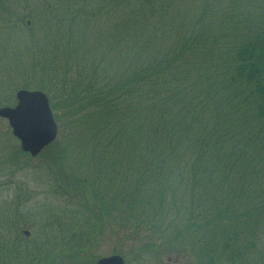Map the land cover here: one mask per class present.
Segmentation results:
<instances>
[{
	"label": "trees",
	"instance_id": "16d2710c",
	"mask_svg": "<svg viewBox=\"0 0 264 264\" xmlns=\"http://www.w3.org/2000/svg\"><path fill=\"white\" fill-rule=\"evenodd\" d=\"M106 1L117 4V23L104 22L100 30L85 0H61L56 46L43 63H34L40 76L33 83L49 94L60 127L66 117L71 136L74 125L86 128L77 167L61 164L70 143H57L58 170L48 173L54 191L79 197L95 217L92 198L102 220L116 210L118 224L133 228L139 242L146 228L150 242L139 248L141 259L167 255L166 245L193 242L205 264H247L248 245L239 242L238 227L248 224L247 232L253 231L264 219V197L256 193L264 171V0H168L179 7L181 33L175 39L167 26L165 40L172 38L157 55L149 49L158 34L149 35L140 21L145 3L153 12L164 3ZM187 10L197 12L192 24ZM97 38L105 42L100 50ZM113 67L115 84L108 74ZM113 148L117 159L109 156ZM172 178L186 182L190 202L186 192L178 196L184 211L173 214L177 225L164 229L139 217L138 209L172 211L177 203L169 204L166 191L176 196L182 185ZM34 259L77 264L47 252Z\"/></svg>",
	"mask_w": 264,
	"mask_h": 264
},
{
	"label": "rangeland",
	"instance_id": "374dc122",
	"mask_svg": "<svg viewBox=\"0 0 264 264\" xmlns=\"http://www.w3.org/2000/svg\"><path fill=\"white\" fill-rule=\"evenodd\" d=\"M153 1L160 5L163 2L165 8L153 12L150 5L147 6L145 3L146 10L140 24H144L145 29L150 30L149 35L158 34L154 37L156 38L154 47L149 49L152 55H157L166 52L165 43L172 38L171 36L165 40L167 26L174 32L175 39L180 37L178 34L181 33L179 28L181 14L176 9L179 7L172 1ZM60 3L61 0H0V107L16 105V92L25 88L23 85L26 82H30L27 88L37 89L33 81L40 75L34 63H43L42 60L51 54L50 49L56 46L57 28L54 19ZM85 3L87 15L96 12L93 18L97 19L100 30L104 22L107 27L117 23V4L106 0H85ZM186 12V20L192 24L197 12L193 10ZM91 22L93 24V20ZM95 29L99 31L98 25H95ZM104 43L102 39L97 38L96 47L100 50ZM40 53H43L41 57L38 56ZM114 64L116 67L117 59ZM115 67L108 73L111 84H115L117 80ZM65 111L66 109L61 110L60 113ZM63 118V127L61 128L59 124L57 139L33 158L20 153L19 140L13 135L8 121L0 118V264H27L28 261H32L31 264H41L34 259L39 252L41 254L47 252L53 259L58 257L67 262L74 258L77 264H95L99 258L114 254L123 256L126 264H205L202 251L197 250L201 249L200 245L195 244L197 248L193 247V242L185 247L166 245L167 255L152 254L149 260L141 259L138 254L139 248L150 242V238L147 237L149 231L146 228L141 229L142 239L139 242L133 228L118 224L116 210L112 215L105 214L102 220L99 215L100 204L93 202L92 198L90 204L95 208V217L85 210L79 197L72 194L64 195L60 189L59 193L54 191L55 182L48 173L50 169L58 170L56 156L60 150L58 149V153L54 155L56 147L65 143L67 139L70 143L68 157L61 164L67 168L77 167L79 165L77 149L82 142L81 134L86 129L77 125H74V128L71 126L74 129L71 136L70 126H66L69 119ZM87 133L90 135L88 130ZM115 152L117 153V150L114 148L110 149L109 156L117 159ZM93 167L90 166L92 170ZM163 169L165 170V166ZM115 181L117 182V179ZM172 182L176 186L182 184L180 188H174L176 196L175 193L166 191L165 199L169 204L177 203L175 208H171L172 211L138 209L139 217L142 215L164 229L170 223L176 224L172 219L173 214L179 215L178 211H184V207L178 204V196L183 195L188 189L182 179L173 181L172 178ZM257 183L259 186L256 193L264 197V171L258 174ZM189 202L190 193L186 192L185 203ZM112 205L114 209L117 208L115 202ZM169 207L167 205L165 209ZM76 210H80V213L73 216L72 211ZM247 227L248 224L238 227L239 242L248 245V251L245 252L249 260L247 264H264V219L253 227V231L247 232ZM225 262L221 264H227ZM46 264H50V261Z\"/></svg>",
	"mask_w": 264,
	"mask_h": 264
},
{
	"label": "water",
	"instance_id": "95a60500",
	"mask_svg": "<svg viewBox=\"0 0 264 264\" xmlns=\"http://www.w3.org/2000/svg\"><path fill=\"white\" fill-rule=\"evenodd\" d=\"M15 107L0 108V117H6L25 151L38 155L58 134V125L45 92L19 90ZM96 264H125L121 255L100 258Z\"/></svg>",
	"mask_w": 264,
	"mask_h": 264
}]
</instances>
